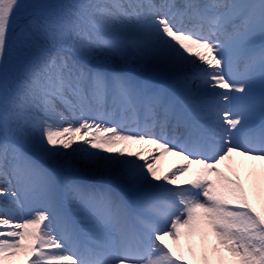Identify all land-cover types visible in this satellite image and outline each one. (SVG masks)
<instances>
[{"label":"snow or ice","instance_id":"obj_1","mask_svg":"<svg viewBox=\"0 0 264 264\" xmlns=\"http://www.w3.org/2000/svg\"><path fill=\"white\" fill-rule=\"evenodd\" d=\"M0 264H264V0H0Z\"/></svg>","mask_w":264,"mask_h":264},{"label":"bare ground","instance_id":"obj_2","mask_svg":"<svg viewBox=\"0 0 264 264\" xmlns=\"http://www.w3.org/2000/svg\"><path fill=\"white\" fill-rule=\"evenodd\" d=\"M180 161L175 157H166L160 161L159 167L162 171H167L170 167L179 164Z\"/></svg>","mask_w":264,"mask_h":264}]
</instances>
